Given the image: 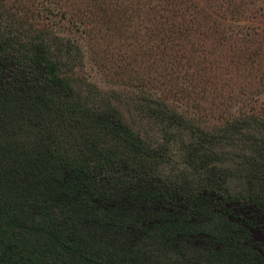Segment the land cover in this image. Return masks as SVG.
<instances>
[{
  "label": "trees",
  "instance_id": "1",
  "mask_svg": "<svg viewBox=\"0 0 264 264\" xmlns=\"http://www.w3.org/2000/svg\"><path fill=\"white\" fill-rule=\"evenodd\" d=\"M263 18L264 0H0V264H264ZM109 39L151 87L89 77ZM243 68L262 84L236 97ZM225 88L242 107L203 113Z\"/></svg>",
  "mask_w": 264,
  "mask_h": 264
},
{
  "label": "rangeland",
  "instance_id": "2",
  "mask_svg": "<svg viewBox=\"0 0 264 264\" xmlns=\"http://www.w3.org/2000/svg\"><path fill=\"white\" fill-rule=\"evenodd\" d=\"M264 20V18H263ZM113 40H107V41H98L93 40L89 44L90 50L87 51L88 59H89V69L86 70L89 77H91L94 80H97L99 83V86L104 89H108V91L116 90L120 93L128 92V87L130 89L137 90V85H147L146 82L151 81L150 76L148 73V69L144 68V65L142 63L143 60L140 59L139 55H137V60L134 57V52L130 53V58L128 61V65L122 64L123 69H116L114 68L115 64V58L112 56L106 55L104 52L109 51L110 49L113 51V48L116 47V45H122L127 43L125 40H116V45L109 46V43ZM131 42V41H130ZM208 48H211L213 46V41L208 42ZM124 49V48H123ZM232 71V70H231ZM230 71V72H231ZM249 71V70H248ZM254 72V73H249ZM246 72L244 68L242 70H239V72L235 71L233 75L228 76V79L232 78V81H228L229 88L232 87L234 90V94H236V97L241 95V93L244 91L245 93H255L259 88H261V82H259V79L255 78V71H249ZM237 74V75H236ZM152 84L149 82L147 87H151ZM229 88H225L222 90V94L225 96H216L214 92L211 93V96L209 97V101L206 103L204 102L201 104L203 105V113H207L211 115L210 117L213 118L214 112L211 110H204L205 107L212 108L210 104H208L211 101H215L216 107L220 106L221 110H227L230 108V110L233 109V106L236 107L235 109H238V107H242V104L236 101L230 99V97H233L232 94H227V91ZM221 93V92H220ZM216 97V98H215ZM190 105H192L190 103ZM192 110L193 107L189 106ZM257 111L262 112L264 111V94L259 99V102L257 103L256 107ZM194 110V109H193ZM219 111V110H218ZM198 112V111H194ZM216 112V111H215ZM216 117H218V114H215ZM198 116H201L200 112H198Z\"/></svg>",
  "mask_w": 264,
  "mask_h": 264
}]
</instances>
